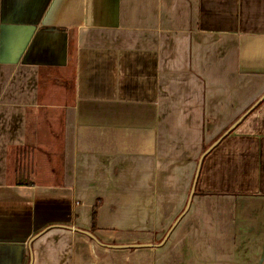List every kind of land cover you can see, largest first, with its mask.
<instances>
[{"label":"crops","instance_id":"0c3cea01","mask_svg":"<svg viewBox=\"0 0 264 264\" xmlns=\"http://www.w3.org/2000/svg\"><path fill=\"white\" fill-rule=\"evenodd\" d=\"M0 264H264V0H0Z\"/></svg>","mask_w":264,"mask_h":264},{"label":"water","instance_id":"95a60500","mask_svg":"<svg viewBox=\"0 0 264 264\" xmlns=\"http://www.w3.org/2000/svg\"><path fill=\"white\" fill-rule=\"evenodd\" d=\"M220 139V138H219ZM216 140L215 142H213L208 148H206L200 155L199 157V160H198V163H197V167H196V171H195V175H194V178H193V182H192V186H191V189H190V192H189V196H188V199H187V202H186V205L184 207V210L182 211V213L180 215L177 216V218L174 220V222L172 223V225L170 226V228L167 230V232L165 233L163 239L157 244V245H161L165 242L166 238L169 236L170 232L172 231V229L175 227V225L177 224V222L182 218V216L185 214V212L187 211L188 207H189V204L191 202V198L193 196V193H194V189H195V184H196V180H197V177H198V174H199V170H200V166H201V162L203 160V158L205 157V155L207 153H209L211 151V149L216 145V143L219 141ZM75 231H78L80 233H83L85 235H87L88 237H90L91 239H93L94 241H96L97 243L99 244H102L101 242H99V240L95 237L94 234H92L91 232L89 231H86V230H82V229H79V228H73ZM105 245V244H103ZM147 244H128V245H115V246H112L110 245V247H116V248H127V247H139V246H146Z\"/></svg>","mask_w":264,"mask_h":264},{"label":"trees","instance_id":"16d2710c","mask_svg":"<svg viewBox=\"0 0 264 264\" xmlns=\"http://www.w3.org/2000/svg\"><path fill=\"white\" fill-rule=\"evenodd\" d=\"M94 217H95V213L93 212V215H92L93 224H94Z\"/></svg>","mask_w":264,"mask_h":264},{"label":"rangeland","instance_id":"374dc122","mask_svg":"<svg viewBox=\"0 0 264 264\" xmlns=\"http://www.w3.org/2000/svg\"><path fill=\"white\" fill-rule=\"evenodd\" d=\"M208 146H209V145H208ZM208 146H207V147H208ZM207 147H206V148H207ZM206 148H205V149H206ZM176 218H177V217H176ZM176 218H175V219H176ZM173 222H174V221H173ZM161 239H162V238H161ZM95 242H96V241H95Z\"/></svg>","mask_w":264,"mask_h":264}]
</instances>
